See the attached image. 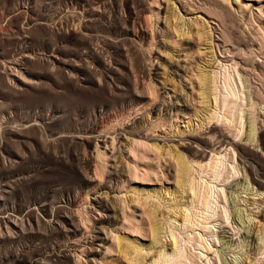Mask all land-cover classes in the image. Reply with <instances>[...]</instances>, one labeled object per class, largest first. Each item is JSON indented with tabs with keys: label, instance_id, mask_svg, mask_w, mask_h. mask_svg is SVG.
<instances>
[{
	"label": "rangeland",
	"instance_id": "rangeland-1",
	"mask_svg": "<svg viewBox=\"0 0 264 264\" xmlns=\"http://www.w3.org/2000/svg\"><path fill=\"white\" fill-rule=\"evenodd\" d=\"M154 1L0 0V264H134L126 253L136 251L151 264L158 223L162 244L169 229L182 241L181 264H221V251L225 264H264V0ZM220 64L237 101L228 111L219 101L211 121L199 77ZM131 140L151 146L139 166L148 177H126ZM212 155L219 178L201 174L215 185L216 222L201 254L198 230L166 219L181 196L176 157L197 178ZM226 191L257 254L246 258ZM222 226L230 246L216 243Z\"/></svg>",
	"mask_w": 264,
	"mask_h": 264
},
{
	"label": "bare ground",
	"instance_id": "bare-ground-1",
	"mask_svg": "<svg viewBox=\"0 0 264 264\" xmlns=\"http://www.w3.org/2000/svg\"><path fill=\"white\" fill-rule=\"evenodd\" d=\"M154 2L157 3V0H155ZM171 19H178V18H176V14L172 13L170 18H166V16H165L163 24H164V26L166 28L169 29L170 36H171V41H170L169 44L173 45L174 44V41H173V35L174 34L172 33V26L170 24V20ZM147 20L148 19H145L144 22H145L146 27L149 28L150 25L152 24V22H154V21H151L150 24H149V22ZM176 33L178 34V37L181 38L183 36L190 35L191 32L190 33L189 32H185V31L182 32L181 30L179 31L178 29H176ZM167 56L170 58L169 55H167ZM219 68L223 69V71H218V72L217 71H213V74L207 73V72H201V75L199 77L200 83L203 86L205 85L206 88L208 89V96L207 97L209 98V95L213 96L214 104H213V106L208 105L207 109H208V114L209 115L206 117L207 119H211V121H212V118L213 119L216 118V114L218 113L217 112L218 109L216 110L215 106L217 105V107L219 108V101H220V107H223V109L226 108L227 111H228V109L231 106H235L234 104H235V100H236V94L233 91L229 92L228 89H227L228 87H226L227 86V82H228L227 80H228L229 77H228L227 73H226V75L224 73L223 64H220ZM219 72L223 73V74L221 73V78L223 80L224 92L220 91V89L218 90V88H216L217 85L215 86L216 75H217V73L220 74ZM209 85L210 86L212 85V88L209 89ZM215 89H217V91H215ZM155 91L156 90H155L154 87H150L148 89L149 95L151 97H153L154 99H156L155 97H157ZM218 98H219V100H218ZM178 102L179 101L177 99V101L175 103H172L171 106L174 105V104H178ZM250 105L251 104L249 103V106ZM229 110H231V109H229ZM251 125H249V127ZM251 127H253V125ZM251 127L248 130L247 136L250 134V131L252 129ZM252 134H254V133H252ZM126 145H127L126 146L127 147V151H126L124 157H122L123 168H124V172L126 174V177H131L132 176V177L138 178V177H140V175H142V178L143 177H148L149 176L148 172H144V173L140 174L141 172L139 170V166H140V162L141 161H143L144 159H147L146 157H148L147 156L148 152H149L148 150H150L151 146H148V145H146L144 143H140V142H137V141H134V140L129 141L128 143H126ZM220 157L218 155L217 156L216 155H212L210 160L207 163H205L204 165H198L199 166L198 167L199 168V170H198L199 173H198L197 178L196 177H192V174L189 175L188 172L191 169V166L187 165V163L184 160H182L180 157H176V163H174L175 166H176L175 176L178 179V188H181V192H180L181 196H180L179 202H176V204L174 205V206H176V210L169 211L167 213L168 215H167V219L166 220L168 222H170L171 225L174 226V228H176L177 225L180 226V227L182 225L183 226L185 225L184 227H189V228L192 229L191 232L194 231L195 229H197L198 232L195 233L197 235V239H194V242L197 243L201 254H204L206 251H209V249H211V247H209L207 245V243L205 242V240H204L202 235L206 234L205 230H209V231L213 230L211 228H213L214 225L211 224V222L212 221L216 222V220L209 221V218H211L210 215L214 214L213 211H214V208H215L214 200H215V192H216L215 185H212L209 181H207L205 178H203L201 173H204V175L206 174L207 175V179L209 177H211L212 180L215 179L217 177L218 173H219V169H220L221 163H222L221 160H219ZM97 161H98V164H99L98 165L99 169L100 170L103 169L102 167L104 166V161H105V159L103 158V154L100 153V154L97 155ZM105 162H107V161H105ZM171 166H173V164ZM98 174H99V176H101L100 172ZM206 175H205V177H206ZM219 176L220 175H218L217 178H219ZM228 189H230V187H228ZM226 194H227L229 203L232 204V209H233L231 211V213H232L231 221L233 220V222H230V223L231 224L233 223L235 225L237 224L235 226V229L237 231L238 230H240V231L243 230L242 231V235L244 236L243 239L246 242L250 243V244H246V246H249V249L245 250L246 258L249 257L248 256L249 253H251L253 255L255 253L257 254V251L260 248L259 249L255 248L256 252L253 251V253H252V250H254V246L252 248V243H254V241H253L254 240V238H253L254 229H252L253 231L251 232L249 230L250 228L248 229L246 227L247 225L243 224L244 222L241 221V216L239 214V211H237V209L234 208L235 204L233 205L234 201L232 200L231 193L229 191L228 192L226 191ZM253 194H255V193H253ZM184 195H186L187 197H188V195H190L189 199L187 198L190 201V203H189V201L187 202V204H186V202H183V200L185 199ZM137 201L138 200H133L132 202H137ZM185 201H186V199H185ZM118 202L120 203V207L119 208L122 211L123 220L128 221L132 225L131 227L134 228L137 224L135 225V224H133V222L131 220L127 219V213H126V207L127 206H126V204L122 203L121 200H118ZM261 203H263V200L258 202L257 204L255 203L257 205V209L258 210L260 209L259 216H262L261 213H262L263 208H264L262 206L263 204L261 205ZM188 204H190L189 207H187ZM112 206H111V210L114 211V207H112ZM172 208H174V207H172ZM190 209H192V210H190ZM83 217L85 219V216H83ZM161 225L162 224L158 223V224L154 225V227L153 226L150 227V231H151V233L153 235V238H154L153 242L155 240H157V243H159L158 246H157L158 250L156 251V253H154V257H153V260L151 261V264H160L161 262L163 264L164 263L165 264H181L182 260H184V256H185V255H182V253H181L182 249L180 250L179 249L180 247L178 246L180 244V243L178 244V242L181 241V240L177 241V238H176L174 232L169 229V235H170L171 240H169V243H166L165 245L162 244L160 239H161V236H163V233L165 231H163L164 228H162ZM192 226H194V227H192ZM210 226H212V227L210 228ZM225 227L229 230L228 226H222V227H219L218 231H217L216 243L219 244V247L230 246V245H232L234 243L232 241V238H231V236L233 234H230L229 231ZM248 227H249V225H248ZM137 228L141 232V230H142L141 225H137ZM199 230H201L203 234L199 233ZM214 231L216 232L215 229H214ZM106 233H104V234H106ZM255 235H257V234H255ZM188 237H189V235H188ZM108 238L112 239L114 237L113 236H109ZM99 239H100L101 243L105 242V238H99ZM190 239H191V237H190ZM226 249H229V248H226ZM221 252H220V262H221V264H225L224 259L222 258ZM134 253L135 254H130L128 252L126 254L129 257V259L131 260V262H133L134 264H143L144 262L142 263V261L144 259V255H142V253L140 251H138V252L136 251ZM183 254H185V253H183ZM186 258H188V257H186ZM206 258H207V255H206ZM185 262H187V261H185ZM189 262H191V261H189ZM206 264H210L209 261Z\"/></svg>",
	"mask_w": 264,
	"mask_h": 264
}]
</instances>
